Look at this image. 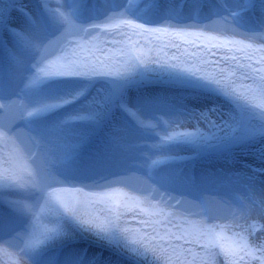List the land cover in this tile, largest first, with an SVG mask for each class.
I'll return each mask as SVG.
<instances>
[{
  "label": "snow or ice",
  "instance_id": "1",
  "mask_svg": "<svg viewBox=\"0 0 264 264\" xmlns=\"http://www.w3.org/2000/svg\"><path fill=\"white\" fill-rule=\"evenodd\" d=\"M16 3L0 7V30L12 38V48L0 60V142L13 148L12 162L0 167V264H120L80 247L88 239L130 264H220L221 256L223 264H246L247 257L264 264V242L250 240L253 231L264 232V167L259 176L255 169L246 175L245 194L229 201L204 197L208 180L203 177L173 172L149 176L137 188L113 171L124 167L144 133L159 137L150 146L157 150L177 143L199 148L211 140L232 149L264 138V0H259L258 16L250 14L256 0H232L212 13L214 20L200 16L204 5L199 0H192L187 15L175 0H153L144 10L131 0L124 6L100 0H55L51 6L41 0L39 12L19 9L24 21L13 27L8 18ZM53 33L58 35L49 39ZM111 33L151 36L166 41L165 46L198 51L190 62L173 57L176 63H166L129 41L97 55L103 52L99 38ZM216 55L218 60L210 58ZM153 63L157 68L150 67ZM150 71L223 96L235 109L217 123L215 109L197 112L157 97L130 98L124 85ZM97 78L111 87L62 114L65 106L86 99V82ZM18 82L23 87L15 91ZM13 95L16 101L8 99ZM16 116L25 123L26 138L12 131ZM185 119L203 121L223 135L204 134L199 127L177 131ZM158 163L152 160L149 167ZM68 183L107 188L90 194L92 202L105 205V214L83 213L62 199L67 189L57 185ZM118 184L131 190L111 187ZM185 192L193 194L191 201L184 199ZM129 213L142 217L138 227L130 225ZM47 215L54 217L50 226L40 223ZM23 221L29 223L17 231ZM52 246L67 251L49 255Z\"/></svg>",
  "mask_w": 264,
  "mask_h": 264
},
{
  "label": "bare ground",
  "instance_id": "2",
  "mask_svg": "<svg viewBox=\"0 0 264 264\" xmlns=\"http://www.w3.org/2000/svg\"><path fill=\"white\" fill-rule=\"evenodd\" d=\"M38 4L41 5V0H37ZM181 0H177L175 2V5L178 10L179 4ZM1 2V1H0ZM105 2L108 3H115L121 6L127 5L129 3V0H100V3L103 4ZM153 0H131V3L136 6L138 5V10H144L146 9V6L150 3H152ZM200 3V0H199ZM224 4H230L232 3V0H203L202 4L204 7L200 9L201 17L207 16L209 19H216V16L212 13L215 11H219L222 8V5ZM257 3V9L254 13L255 15H259V8L258 3L259 0H256ZM51 6H55V0H50ZM192 4V0H187L186 4L184 5V8L181 10L182 14L187 15L189 12L190 5ZM17 5L22 6L23 8H26L27 10L31 12H36L38 9L36 5H34L33 0H17ZM224 6V5H223ZM39 8H41L39 6ZM221 15H225L226 13L223 11H220ZM24 19L19 15L17 12L12 11L8 18V23L13 27H19L23 24ZM206 22V21H202ZM58 35V33H53L52 36L49 37V39H54L55 36ZM100 48L103 49V52L97 53V55H103L104 52H107L109 50H115L119 49L121 47H125L129 41L135 42V45L138 49H143V51L149 56L152 60H159L161 62L166 63H176V60L173 59V57H178L181 59L190 60L193 59L194 53L198 51L197 47H191L186 45H180L179 48L172 47V46H165L166 41H159L156 40L154 37L151 36H123L116 33L106 34L102 35L100 38ZM113 41H116V43H113ZM179 43V42H177ZM0 45H4L5 47H0V60L1 59V52L3 53L4 58H6L8 52L7 50H10L12 48V38L8 31L5 32L4 30H0ZM185 48H187V53H185ZM7 49V50H6ZM53 55H55V51L52 52ZM83 55L87 56L89 53L85 52L82 53ZM212 60H218L219 55L210 57ZM117 59H119V56H117ZM157 65L155 63L151 64L150 67L154 68ZM23 87L21 83H17V86L15 88V91H19V88ZM126 94L130 98H137L141 96H147V97H157L162 100L167 101L170 104H174L176 106H182L185 105L190 109H195L197 112L202 111L205 109V102L206 100L199 99L197 97H194V95H183L181 93H172L169 91H154V90H143L140 92H130L126 91ZM102 95V88L99 86H95L93 88V91L87 96V99L84 101V103L80 105L70 106V108H66L62 114L64 113H72L76 109H78L81 105H87L90 101L93 100V98H99ZM9 100L16 101L17 97L15 95L8 98ZM180 99H183L180 101ZM224 114V118L227 119L229 117V114L225 112L222 108L220 109ZM117 119L119 117L117 116ZM199 127L201 133L207 134L209 133L210 129L208 128L207 124L203 121L197 122L195 119H185L183 123L181 124V127L177 128V131H188L193 132L196 130V128ZM12 131L18 135H20L22 138H26L28 135L27 128L24 124L21 123L18 116H16L12 123ZM159 137H156L150 133V140H143L142 138H138L134 141V143H140L141 145L137 147L131 154V157L129 159H134L137 161V164L139 165L138 168H134L133 166H130L128 161L126 160L124 167L122 168H116L113 169L114 172H116L118 175H123L128 178L127 183L130 186L134 187H141L143 185V181L147 180L149 176H162L167 175L169 173L173 172H180L185 173L188 175L189 173V166L191 164V161L193 160V163H195L194 167V173L197 177H203L208 180L206 183V191L204 192L207 196L206 197H216L218 200L222 199L224 201H229L228 193L230 194L232 189H241L242 195L245 194L244 189V177L248 174H251L252 171H250L249 165L255 166V170L261 165L262 159L256 158L254 155H242L239 158H232L231 154H228V156L224 155H214L211 157H204V158H197L194 155L190 154L188 150L186 149V145L183 143H178L177 147H169L164 149H153L150 146L154 144ZM98 138L95 140L94 143H96ZM145 141V142H144ZM211 142V141H209ZM142 154L143 157H138V155ZM12 154H13V148L11 144H5L0 142V167H7L9 163L12 162ZM151 154H154L155 156H152ZM152 157V158H151ZM189 159V160H188ZM152 160H158L159 163L149 167ZM188 162L184 165V161ZM195 160V161H194ZM29 164H31V161H28ZM183 166V168H182ZM257 176H259L258 172H256ZM112 177H109L111 179ZM234 183H233V179ZM99 184L103 185L104 181H98ZM218 184V185H217ZM213 185H217L218 191H211ZM57 187H63L67 189V191L60 193V196L62 199H65L67 201H70L72 203H76L78 207L80 208V211L83 213H92L95 215L103 216L106 212V207L103 203L98 202H92L90 200V194L92 193H99L106 191L107 188L105 187H84L83 185L79 183H68L64 185H57ZM111 187L114 188H122L124 191L128 192L131 189L125 185H111ZM86 194H89L86 196ZM173 195H177L176 193H173ZM193 197V194L190 192L184 193V199L191 201ZM179 198V197H177ZM170 203L174 204L175 201H171ZM170 211H177L176 208L169 209ZM136 212L139 211V209L135 210ZM192 211H198V209L193 208ZM140 216H133L132 213H129L127 215V220L129 221L130 225L133 227H138L137 220L141 219ZM199 217H192V219H198ZM54 220V217L51 215H47L45 217L41 218L40 223L41 224H48L50 226L51 221ZM29 221H23L19 224L17 227V231L22 230L23 227L27 226ZM238 231V230H237ZM228 235H231V233H227ZM88 239L87 241L81 240L80 241V247L88 248L90 251L95 252L91 248V243H94L92 240ZM250 240L260 243L264 242V232L255 234L253 231L252 237H250ZM58 246H52L49 248L51 251H49V255H54V253H51L54 248ZM186 247H192L195 251H199L195 247V245H190ZM56 251V250H54ZM67 251L66 247H61L59 250V253L62 254L63 252ZM59 254V255H60ZM259 254L257 253V256ZM105 257H110L112 259H117L113 257V255L104 254ZM223 259V257H222ZM119 260V259H117ZM120 264H127L121 260ZM246 263L252 264L251 257L246 258Z\"/></svg>",
  "mask_w": 264,
  "mask_h": 264
},
{
  "label": "rangeland",
  "instance_id": "3",
  "mask_svg": "<svg viewBox=\"0 0 264 264\" xmlns=\"http://www.w3.org/2000/svg\"><path fill=\"white\" fill-rule=\"evenodd\" d=\"M176 1L177 0H175V2ZM1 2L2 3L0 4V7H3L4 5H6L5 2H3V1H1ZM7 2H10V1L7 0ZM223 5L226 6L227 4L223 3ZM223 5H222V7H224ZM16 6L18 7L17 3H16ZM18 8H21V6L18 7ZM6 31L7 30L5 29V32ZM184 60H186V59H184ZM188 61L190 62V60H188ZM154 68H157V66L154 67ZM98 79H100V78H97V79H95L93 81L96 84H98V81H97ZM132 84L133 85L135 84L136 88L129 89L128 88L129 85H132ZM124 88H125L126 91H130V92H133V93L140 92V91H143V90H151L152 89V90L158 91V92H160V91H169V92H172L174 94H176V93H181L183 95H190L191 94V95H194V97H197V98H199L201 100L205 99L206 102L203 100L205 102L204 105H206L204 110L215 109V112L212 114V119L216 120L217 123H220V121L222 119H225L223 117L224 114H222L223 112L220 110L221 108L225 112L230 114L228 112L227 108L219 100L210 98L209 96L204 95V93L203 94H197V93L188 91L187 88H191L190 86H188L187 84L182 83L180 81L172 79L168 75L167 72H163V71H156V72H151L150 71V72L144 73L143 75H138V76L134 77L132 80H130L129 82H127L124 85ZM104 92H106V89L103 86V93ZM182 100L183 99H180V101H182ZM20 121L22 123L21 119H20ZM209 132L216 133V135H223V133L217 132L216 129H210ZM144 134H146V133H144ZM140 138L145 140L147 138V136L142 135ZM189 146L191 147V145L187 144V147H189ZM196 148H198V147H196ZM262 148H264V138H261L260 136H257L254 140H252L251 142H249L247 145H245L243 147H235V148H232V149H228V148H225V147H222V146H216V141L215 140H211V142H209L208 145H204L203 147H199L198 149L202 152L201 154H199L200 158H203L205 156L211 157V156H214V155H224V156L226 155V156H228V154H231L232 158H239L242 155H254L256 158H261L260 157V152H261ZM192 152L195 153L193 150H192ZM151 155L155 156L154 154H151ZM138 157H143V155L139 153ZM262 160L263 161H262L261 165L257 168V172H258L259 175H260V173H259L258 170L261 169L262 167H264V159H262ZM137 161H139V159H137V160L129 159L128 163L131 166L132 163L136 164ZM249 168H250V171H252V170L255 169V166L249 165ZM232 179H233L232 181L234 183V179L235 178H232ZM217 185H213L211 191H216L217 192L218 188H219ZM202 195L204 197L207 196L205 193H203ZM235 195H237V196L242 195L241 189H232L231 193L230 194L228 193L229 199L230 198L231 199L234 198ZM259 233H262V232L258 231L257 234H259ZM84 241L88 242V240H84ZM195 247L197 249H199L198 246L195 245ZM91 248L95 252H102L103 255L106 254V253L109 254V255H113V257H115V258H117V259H119V260H121V261H123V262H125L127 264H130V262H129L127 257H123V256L117 257L115 255V253L109 248H104L101 245H98L96 243H91ZM251 262H252V264H259V260L254 259L252 257H251ZM246 264H248V263H246Z\"/></svg>",
  "mask_w": 264,
  "mask_h": 264
}]
</instances>
